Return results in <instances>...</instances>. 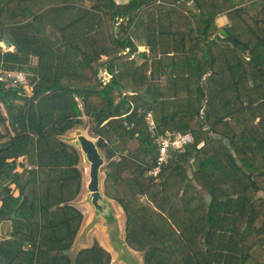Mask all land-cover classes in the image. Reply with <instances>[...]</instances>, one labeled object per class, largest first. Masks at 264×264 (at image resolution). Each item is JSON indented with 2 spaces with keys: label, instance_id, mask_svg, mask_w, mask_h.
<instances>
[{
  "label": "trees",
  "instance_id": "16d2710c",
  "mask_svg": "<svg viewBox=\"0 0 264 264\" xmlns=\"http://www.w3.org/2000/svg\"><path fill=\"white\" fill-rule=\"evenodd\" d=\"M191 3L194 9L188 0H0V74L28 72L44 88L32 102L31 133L17 121L22 85L0 81L15 131L0 142V225L10 222L0 264H110L97 242L68 255L83 220L68 202L80 193L83 172L80 151L61 137L84 114L96 122L105 181L126 212V241L143 251L144 264H264V0ZM221 13L224 26L216 23ZM26 24L56 48L37 66L13 37ZM5 37L14 51H3ZM138 43L149 48L139 65L130 59ZM105 68L112 77L104 84ZM65 89L83 109L73 100L68 116L42 126L55 111L49 97ZM147 110L157 134L194 135L183 152L170 151L157 177ZM22 156L38 177L17 170Z\"/></svg>",
  "mask_w": 264,
  "mask_h": 264
},
{
  "label": "crops",
  "instance_id": "0c3cea01",
  "mask_svg": "<svg viewBox=\"0 0 264 264\" xmlns=\"http://www.w3.org/2000/svg\"><path fill=\"white\" fill-rule=\"evenodd\" d=\"M189 2L190 7L194 9V5L191 3V1ZM216 23L218 24V26H224L225 24H227L228 17L226 16V14H219L216 18ZM13 37L15 38L17 43L28 53L29 64L32 66H37L39 64L40 56L42 54L46 56L56 55L55 46L51 43H44L41 38L35 33L34 28L31 25L26 24L14 28ZM10 42L12 43L10 46L6 45L7 47H4L3 45L5 44L3 39V41L1 42L3 51H14L16 49V43L12 41ZM121 54H125V51H122ZM148 54L149 48L146 45H140L138 43V51H134L131 54L130 59L135 60L136 64L139 65L146 60ZM107 60L108 56L106 54H103L100 62H106ZM86 72L89 73V69H87ZM26 74L28 76V72ZM111 77V73L106 68L103 72H101V79L104 81V84L109 81ZM21 88L23 89V91L15 95L16 102L19 104V108L17 111L18 126L24 128V124L26 123V127L28 128V130L31 133H34L35 112L32 102L35 100L36 96L43 91L44 88L37 83H30L29 78L28 83L23 84ZM49 99L54 105L55 111L42 117V126H47L57 118L68 116L70 114V109L67 107V104H69L73 100H77L79 102L80 108L83 109L81 98L75 96L70 89H65L62 92L54 93L49 97ZM119 99L120 96L118 94V91H115V104H117ZM81 118L82 120H84V118H87L90 121L93 120L86 114H84ZM102 120L103 122L100 126H103L108 121L105 119ZM0 125H3V129L0 128V138L1 136H4L2 137L3 139L1 138L2 141H6L10 138H8L9 133L12 134L11 137L15 135V131L13 130L12 126H9L10 122L8 118V112L2 101H0ZM7 125L10 127L9 131L6 128ZM76 127L69 129L64 135H62L61 138L67 141L65 139V136L69 132L76 130ZM68 143L73 144L72 141H69ZM117 149V153L114 156L116 160L120 158L119 152L121 151L122 147L118 146ZM104 157L105 164L101 169V187L108 202L110 203V208L112 210V214L115 217V222L114 224L109 226L106 218L96 214L93 205L90 201L87 200V183L84 181L83 176L82 188L80 193L73 200L68 202L69 204L79 209L83 214L82 223L76 234L74 242L68 251V255L71 258H75L80 250L90 248L97 242L101 247H103L110 253V264H144L143 251L132 248L126 241V212L121 203L117 199L113 198L109 192V184L105 181V166L108 163V159L106 155H104ZM19 161H21L23 165H20L17 168L18 171H22L24 167H27L29 174L34 177H38V168L36 166L29 165L26 156L20 157ZM85 172L86 175H88V168H86ZM102 173L104 174V176H102ZM12 187H15V185L13 184ZM14 195H19L18 189L15 190ZM139 197L141 200L145 202L147 201L145 196L141 195ZM9 234L10 222L6 221L0 225V236L8 237Z\"/></svg>",
  "mask_w": 264,
  "mask_h": 264
},
{
  "label": "built area",
  "instance_id": "2783aa9c",
  "mask_svg": "<svg viewBox=\"0 0 264 264\" xmlns=\"http://www.w3.org/2000/svg\"><path fill=\"white\" fill-rule=\"evenodd\" d=\"M0 81L6 86H18L28 83L27 74L19 70H4L0 74ZM148 128L153 136L158 147V156L156 165L150 171V174L157 177L163 167L170 158L172 149L178 152H183L185 147L194 141V135L189 132H181L178 130H168L165 134H157L156 122L152 110H147L145 113Z\"/></svg>",
  "mask_w": 264,
  "mask_h": 264
},
{
  "label": "water",
  "instance_id": "95a60500",
  "mask_svg": "<svg viewBox=\"0 0 264 264\" xmlns=\"http://www.w3.org/2000/svg\"><path fill=\"white\" fill-rule=\"evenodd\" d=\"M191 1V0H189ZM217 37H220L217 35ZM4 44L10 46L12 43L7 37L4 38ZM101 120L98 125H101ZM81 150L85 155V160L88 163L89 182L87 189L89 191V200L94 207L97 215L107 219L108 225L111 226L115 222V217L112 214L110 203L108 202L103 189L101 187V169L105 164V157L99 149L96 141L85 134H79L76 138Z\"/></svg>",
  "mask_w": 264,
  "mask_h": 264
},
{
  "label": "rangeland",
  "instance_id": "374dc122",
  "mask_svg": "<svg viewBox=\"0 0 264 264\" xmlns=\"http://www.w3.org/2000/svg\"><path fill=\"white\" fill-rule=\"evenodd\" d=\"M245 1H250V0H245ZM258 11L261 10V6L260 8L257 9ZM48 32H50V30H48ZM4 47H7L6 45H3ZM95 121L94 120H88L87 118L83 120V123L79 126H77L76 130H73L72 132H69L66 136H65V139L69 142V141H72L73 145L76 146L78 148V150L80 151V155H81V161H80V168L82 169V172H83V176H84V181L88 184L89 182V175H86V168H88V163L87 161L85 160V155L83 153V151L81 150L80 146H79V143L77 142L76 138L79 134H85L89 137H92V139H94L96 142L98 141V136L93 132V129H94V125H95ZM3 129V125H0ZM11 127V125H9ZM8 125L6 126L7 130L9 131L10 130V127ZM12 134L9 133V137H11ZM4 137V136H1V138ZM0 138V142H3L2 139ZM102 153L105 155V152L104 150H102ZM103 172V171H102ZM88 174V172H87ZM102 176H104V174L102 173ZM87 200H89V191L87 189Z\"/></svg>",
  "mask_w": 264,
  "mask_h": 264
}]
</instances>
